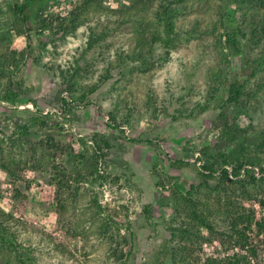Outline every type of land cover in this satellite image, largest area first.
<instances>
[{
    "label": "rangeland",
    "instance_id": "rangeland-1",
    "mask_svg": "<svg viewBox=\"0 0 264 264\" xmlns=\"http://www.w3.org/2000/svg\"><path fill=\"white\" fill-rule=\"evenodd\" d=\"M85 1L0 0V264H119V256L204 264L211 254L264 264V231L255 226L238 235L241 249L230 246L220 213L208 216L213 232L199 230L207 241L179 231L190 216L187 192L206 214L228 202L240 211V202L264 221V184L250 185L254 199L243 201L238 184L218 186L222 163L209 156L233 164L253 156L264 168L256 149L264 84L245 51H230L220 24L225 11L238 17L236 4L186 0L176 27L206 33L171 48L155 43L147 60L157 64L145 68L130 58L142 31L157 29V0ZM242 79L243 105L212 96ZM170 246L178 249L171 261Z\"/></svg>",
    "mask_w": 264,
    "mask_h": 264
},
{
    "label": "trees",
    "instance_id": "trees-1",
    "mask_svg": "<svg viewBox=\"0 0 264 264\" xmlns=\"http://www.w3.org/2000/svg\"><path fill=\"white\" fill-rule=\"evenodd\" d=\"M91 0L85 1L83 5H86ZM186 0H157V3L154 5L153 12H152V19L154 21V24L156 25L157 29H153L154 31L149 32L150 30L146 29L143 30L142 35L143 37L140 41V43H136L135 45H138L139 49L137 51V55H135L136 52H133V55L130 58V61H134V63H138L139 67H152L156 65L155 62H148L147 57L151 54V51L153 49V46L155 43L158 44V46L161 47V45L164 48H171L178 45L179 43H185L188 40L200 37L202 34H205L204 28L198 29V24H193L189 28H182L179 29L175 25V21L178 17H180L181 14H183V9H185ZM226 2H233L236 4L237 11L240 12L237 18L233 15L232 11L226 12V21L220 20L222 33H224V39L226 42V45L229 47L230 51L234 52V54H239L242 50L247 53L246 61L250 64L251 70L254 72L257 69H259V78L264 84V0H225ZM16 13H23L26 11V5L16 7ZM81 12V11H80ZM79 12V13H80ZM76 14V15H79ZM223 17V16H222ZM74 19H76V16L73 15ZM240 19V20H238ZM23 21H25L23 19ZM73 21V20H71ZM72 23V22H71ZM44 25V24H43ZM42 25V26H43ZM46 28V24L42 27ZM4 34H0V37H3ZM96 37H91L87 39L86 47L90 48L94 41H96L99 36L102 34H96ZM261 44V48L257 51L256 49ZM256 50V51H255ZM5 54L0 55V74L2 71V64H4L5 61ZM0 75V76H1ZM249 79L245 80L242 79L241 81L237 82L234 80L228 81V85L225 88V90L222 89V96H219V93H213L212 96L216 97L218 99V102L225 104V103H232L234 105H243L245 102V85L249 86ZM250 94V90L247 93ZM9 96V93L6 92V94L3 95V97ZM207 107V108H206ZM216 106H201L203 110L207 109H213ZM211 149V148H210ZM256 149L257 150H263L264 149V134L260 135L259 141L256 143ZM203 153L205 155V152L208 151V147L205 146L202 149ZM215 151V150H214ZM217 152V151H216ZM200 155V156H202ZM219 156L221 167L217 170V175L215 178H217V184L218 186H221L222 190L226 188L225 183H236L238 184L240 188L239 196L240 199L247 202L252 199H254L253 193H251V190L249 186H254L257 184H264V176L254 177L252 174L251 168H244V172L241 177H237L235 179H229L227 176V171L223 166H230L231 167V174L232 176L238 175V170L243 166L248 167H257L258 171L262 174H264V168L258 166L256 164L255 158L252 156L248 159H245V161L239 163V164H233L231 160H229L225 154L217 152L209 154V156ZM205 161L202 164V168L205 169L204 171L209 170L207 167L209 165H205ZM199 171V170H198ZM202 171V170H201ZM200 172V171H199ZM200 172L202 176H208L209 173L206 172ZM182 198V201H186V205H190L189 207V214L187 218V222L182 230L180 231L181 236H184V240H192L190 237H193L197 243L200 241H204L205 239L202 238L201 234H199V230L202 228L206 232L210 233L213 232V226L210 220L208 219V216H211L213 214H222L223 218L225 219V225L229 229V231H232L230 234L233 248L238 247L239 249L246 246V242H239V239H237L238 235L240 237V240L243 235V231L251 229L252 226H255L256 232L258 231H264V221L256 220L254 216V210L253 208H246L243 204L240 202L237 203V207H239L240 211H234L232 210V206L229 205L230 202L226 204H223L224 210H216L214 209L213 213L206 214L205 210L201 208L202 203L201 202H195L190 197V193H184L180 195ZM223 201H226V198L222 196ZM194 202V203H193ZM261 206H264V201L258 200ZM229 205V206H228ZM179 207V205H178ZM229 207V208H228ZM213 208L208 207V210H212ZM177 210V209H176ZM186 215V214H184ZM239 227L241 228L239 230ZM198 229V230H197ZM197 231V232H196ZM217 231V230H216ZM240 231V232H239ZM188 237V239H186ZM4 238L3 235L0 232V240ZM207 241V240H205ZM7 243H9L7 241ZM236 247H235V246ZM176 251H178L177 248H174L173 246H170L167 248L166 254L170 255V261L171 257L174 258ZM168 255V256H169ZM213 254H211V257L205 258L204 264H246L242 263L243 261L240 259H222L221 256H218L217 254L212 257ZM31 259V257L25 258ZM121 256H119L116 260L119 261V264H126L124 260H121ZM32 260V259H31ZM22 264H24V261L21 260Z\"/></svg>",
    "mask_w": 264,
    "mask_h": 264
},
{
    "label": "built area",
    "instance_id": "built-area-1",
    "mask_svg": "<svg viewBox=\"0 0 264 264\" xmlns=\"http://www.w3.org/2000/svg\"><path fill=\"white\" fill-rule=\"evenodd\" d=\"M26 108H30L29 106H26ZM46 112V111H45ZM55 114H58V112L55 111ZM106 121V120H105ZM125 133L127 132V130L124 131ZM226 171H227V176L229 179H235L237 177H241L243 172H244V168H251L252 169V174L255 177H259V176H264V174L260 173L257 169V167H248V166H243L238 170V175L237 176H232L231 174V167L230 166H223Z\"/></svg>",
    "mask_w": 264,
    "mask_h": 264
},
{
    "label": "flooded vegetation",
    "instance_id": "flooded-vegetation-1",
    "mask_svg": "<svg viewBox=\"0 0 264 264\" xmlns=\"http://www.w3.org/2000/svg\"><path fill=\"white\" fill-rule=\"evenodd\" d=\"M255 177V176H254Z\"/></svg>",
    "mask_w": 264,
    "mask_h": 264
}]
</instances>
